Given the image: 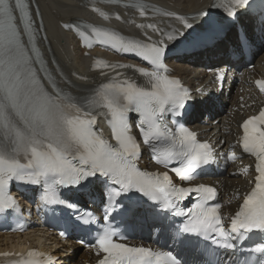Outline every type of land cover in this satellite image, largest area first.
<instances>
[{
    "label": "snow or ice",
    "instance_id": "snow-or-ice-1",
    "mask_svg": "<svg viewBox=\"0 0 264 264\" xmlns=\"http://www.w3.org/2000/svg\"><path fill=\"white\" fill-rule=\"evenodd\" d=\"M250 4L251 0H226L214 7L234 21ZM135 6L141 12L145 8L142 4ZM208 16L209 12L201 14L202 19ZM176 19L185 31L162 32L164 38L155 42L150 37L148 42L126 40L93 27L91 31L101 43L107 41L118 52L138 56L148 66L118 65L133 69L143 78L142 83L112 79L88 90L86 95L77 96L61 86L64 73H58L59 79L54 76L37 46L43 28L39 5L34 13L30 0H0V214L15 210L17 202L10 191L14 182L40 186V201L45 206L61 205L68 209L77 208L73 202L76 193L96 185L102 186L106 219L135 217L144 211L151 215L156 227L171 229L172 217H186L187 223L174 232L178 243H190L195 236L230 253L221 257L215 247H206V264H234L238 246L249 240L251 234L264 237V110L242 124V149L255 159L254 187L230 218V227L224 226L221 205H207L216 195L214 187L184 186L214 160L216 153L210 143L200 141L196 132L180 123L191 107L192 94L168 73L165 61L170 46L184 40L196 23L183 16ZM147 26L155 30L154 25ZM64 27L71 29L73 25ZM221 31L210 24L204 33L188 40L186 46H206ZM42 38L46 39V35ZM98 116L107 119L112 140L96 127ZM166 117L175 118L172 127ZM133 125L138 135L133 133ZM145 147L156 164L169 170L142 169L139 161ZM63 190L73 196L65 198ZM192 195L197 196V202L182 207ZM80 220L93 223L84 220V214L77 218V222ZM117 235L109 225L97 236L93 247L98 255L103 254L98 264H184L172 251L118 243ZM119 238L124 237L121 234ZM252 251L264 257V239ZM43 258L44 253L31 250L22 264H41ZM47 260L50 262L51 257ZM258 264H264V258Z\"/></svg>",
    "mask_w": 264,
    "mask_h": 264
},
{
    "label": "bare ground",
    "instance_id": "bare-ground-1",
    "mask_svg": "<svg viewBox=\"0 0 264 264\" xmlns=\"http://www.w3.org/2000/svg\"><path fill=\"white\" fill-rule=\"evenodd\" d=\"M161 3L166 7H171L173 10L180 13H193L198 12V10L208 8L210 0H151ZM30 2L36 6L39 5L40 12L43 15L45 22L47 35H48V45L44 47V51L48 60L51 57H55L60 65L64 69V81H71L76 84L77 87L82 85H90L101 80L97 73H92L90 69V58L83 56V50H81L78 44H75L69 33L62 32L59 29L60 22L76 21L80 18L90 17L85 14V12L79 7L78 2L74 0H30ZM251 25V20H249L248 26ZM233 29V28H232ZM234 30H231L226 38L218 43L214 48L208 50L205 54H210L214 58L203 59L200 58L202 53L196 54L194 56H187L185 58H194V67L185 63H176L170 61L169 64L176 69L177 75L182 77L187 84L199 85L203 83V79L197 75L193 74L194 70L199 71V63H209L211 69L216 67H222L224 64L237 62L239 63L240 56L237 52H233L231 55L227 54V43L233 42L235 40ZM232 44V43H230ZM229 46V44H228ZM98 50L90 51V54H96ZM209 52V53H208ZM256 59L255 70L260 73H264V47L258 53ZM51 62V61H50ZM241 65V63H239ZM227 83L228 76L231 74V70H227ZM88 77L89 80L84 82L78 77ZM236 94L228 93V95L222 98L220 102V108L216 106V103L212 99H208L207 103L197 104V111H194V121H192L191 126L196 130L207 131V136H211V139L216 140L217 144L221 146V149L231 146L237 138L235 136V129L239 124L244 115L239 112L234 113V117L230 118V112L226 110L237 104ZM210 106L213 107L211 111V116L213 118H206L203 108L207 111L210 110ZM203 119L206 124L199 123V120ZM217 119V125L210 123L212 120ZM205 134V136H206ZM253 178L252 162L250 158L240 155L234 163L222 162L216 165L213 170L206 177H202L196 183L202 182L205 184H210L217 186L223 196V211L227 210L230 214H233L238 208L241 202L242 195L247 192L246 187L251 185ZM97 199L101 202V192L97 191ZM93 207L94 204H91ZM37 229L31 230L32 235H36ZM8 236H0V250L7 247L10 242ZM58 244V243H56ZM73 246V245H72ZM71 247V243L66 245H52L50 250L55 252L56 256L65 260L66 264H83L84 261H88L91 254L89 251L81 250L77 256L68 258H63V252ZM60 250L62 252H60Z\"/></svg>",
    "mask_w": 264,
    "mask_h": 264
}]
</instances>
